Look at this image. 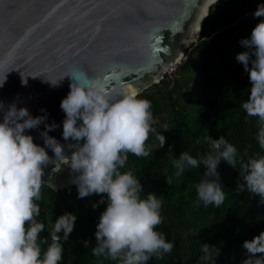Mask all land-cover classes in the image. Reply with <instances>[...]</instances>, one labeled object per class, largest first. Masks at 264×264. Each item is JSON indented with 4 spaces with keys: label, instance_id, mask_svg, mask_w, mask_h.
Segmentation results:
<instances>
[{
    "label": "clouds",
    "instance_id": "1",
    "mask_svg": "<svg viewBox=\"0 0 264 264\" xmlns=\"http://www.w3.org/2000/svg\"><path fill=\"white\" fill-rule=\"evenodd\" d=\"M217 2L208 0L207 15ZM253 17H264V4L257 5ZM239 44L246 50L239 52L235 59L243 65L251 83L250 94L240 107L246 120L256 118V140L264 150V19ZM65 76L73 77V81L60 103L65 113L62 137L75 143L62 145L49 135L59 125L46 123L45 109H41L44 115L34 117L26 107L17 108L12 103L5 108L0 102V112H3L0 120V264L62 262L61 241L67 240L72 233L76 216L72 213L58 216L51 223L50 231L42 235L49 226L37 219L40 216L37 202L41 199V187L45 185L42 181L44 168L53 162L48 150L56 158L53 171H59L63 164L76 174L72 183L77 186L79 198L105 194L93 204V208L105 202L107 205L96 225V244L91 248V255L97 258L98 264L104 261L148 264L153 257L161 260L171 255L175 242L167 239L157 227L164 220L162 199L154 193L144 194L137 173L126 168L130 154L148 157L154 150L163 148L166 141L163 131L169 126L164 124L163 130L158 131L152 102L136 91L108 89L102 79L89 78L83 72ZM62 79L45 80L57 86ZM5 80L6 74L0 80V87ZM41 124L44 129L39 134L44 146L34 143L33 136L26 134V130L37 129ZM150 135L158 145L147 143ZM196 143L206 144L207 151L198 152L195 157L188 151L181 152L171 162L174 171L165 176L171 186L186 170L204 166L201 179L195 184L194 208L201 204L204 208L209 205L218 208L224 203L226 193L217 170L221 160L236 170L238 167L236 195L247 191L259 195L260 202L264 203V152L245 159L223 135L218 139L206 135ZM65 147L72 150L70 155L65 154ZM61 232L62 237L58 235ZM83 243L87 247L89 241ZM242 247L246 255L241 264H264V231L245 240ZM199 251L202 255L197 264H216L219 247L203 244Z\"/></svg>",
    "mask_w": 264,
    "mask_h": 264
},
{
    "label": "trees",
    "instance_id": "2",
    "mask_svg": "<svg viewBox=\"0 0 264 264\" xmlns=\"http://www.w3.org/2000/svg\"><path fill=\"white\" fill-rule=\"evenodd\" d=\"M258 4L264 0H218L205 19L200 38L185 50V56L174 76L168 74L159 83L139 94L152 102V112L158 131H163L166 141L163 148L154 150L148 157L129 155L126 168L137 173L144 194L154 193L163 201V223L158 227L166 238L175 242L171 255L148 264H197L202 253L199 246L215 245L220 248L216 264H241L246 250L245 240L264 231V203L260 196L247 191L236 195L237 170L226 161L218 165L220 183L226 199L220 207L209 205L193 207L196 199L195 184L201 179L204 166L188 169L182 177L168 185L165 176L174 171L172 160L183 151L194 157L203 154L208 146L197 144L206 135L218 139L221 135L233 143L238 154L247 158L264 152L256 140V118H248L240 107L250 94L248 73L235 57L245 51L239 44L249 37L255 25L264 17H253ZM251 66V65H250ZM148 144H157L150 135ZM171 146V150H169ZM170 152V153H169ZM38 201L40 216L46 232L51 223L64 213L76 216L74 229L64 248L61 264H98L91 255L95 246L94 233L106 202L93 204L105 194L78 197L76 185L56 191L42 185ZM62 237L63 233H59ZM89 241L87 247L83 241ZM103 264H114L104 261Z\"/></svg>",
    "mask_w": 264,
    "mask_h": 264
},
{
    "label": "water",
    "instance_id": "3",
    "mask_svg": "<svg viewBox=\"0 0 264 264\" xmlns=\"http://www.w3.org/2000/svg\"><path fill=\"white\" fill-rule=\"evenodd\" d=\"M207 13L208 0H0V80L6 74L0 102L26 107L34 117L45 109L46 123L59 125L49 135L75 143L62 137L60 103L73 81L65 75L83 72L108 89L141 94L180 66ZM45 79L62 80L52 86ZM43 129L26 134L44 146ZM71 151L65 147L66 155ZM48 154L53 162L44 168L45 185L56 191L75 185L76 174L63 164L53 171L56 158Z\"/></svg>",
    "mask_w": 264,
    "mask_h": 264
},
{
    "label": "rangeland",
    "instance_id": "4",
    "mask_svg": "<svg viewBox=\"0 0 264 264\" xmlns=\"http://www.w3.org/2000/svg\"><path fill=\"white\" fill-rule=\"evenodd\" d=\"M177 69H179V66H178V68H176V69H172V70L168 71L167 74H168V75H171V76H174V74L176 73Z\"/></svg>",
    "mask_w": 264,
    "mask_h": 264
},
{
    "label": "bare ground",
    "instance_id": "5",
    "mask_svg": "<svg viewBox=\"0 0 264 264\" xmlns=\"http://www.w3.org/2000/svg\"><path fill=\"white\" fill-rule=\"evenodd\" d=\"M172 69H175V68H172ZM172 69H169L168 71L172 70ZM168 73V72H167Z\"/></svg>",
    "mask_w": 264,
    "mask_h": 264
},
{
    "label": "built area",
    "instance_id": "6",
    "mask_svg": "<svg viewBox=\"0 0 264 264\" xmlns=\"http://www.w3.org/2000/svg\"><path fill=\"white\" fill-rule=\"evenodd\" d=\"M178 68V67H177ZM176 69V68H175ZM171 76V75H170ZM172 77V76H171Z\"/></svg>",
    "mask_w": 264,
    "mask_h": 264
}]
</instances>
